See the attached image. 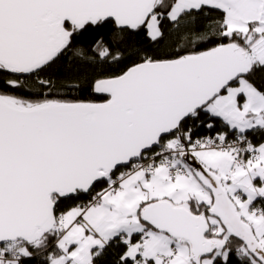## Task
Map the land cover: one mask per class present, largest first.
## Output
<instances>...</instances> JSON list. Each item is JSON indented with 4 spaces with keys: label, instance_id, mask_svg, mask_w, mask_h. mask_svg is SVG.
Wrapping results in <instances>:
<instances>
[{
    "label": "snow or ice",
    "instance_id": "6c2138e0",
    "mask_svg": "<svg viewBox=\"0 0 264 264\" xmlns=\"http://www.w3.org/2000/svg\"><path fill=\"white\" fill-rule=\"evenodd\" d=\"M0 264H264V0H0Z\"/></svg>",
    "mask_w": 264,
    "mask_h": 264
}]
</instances>
